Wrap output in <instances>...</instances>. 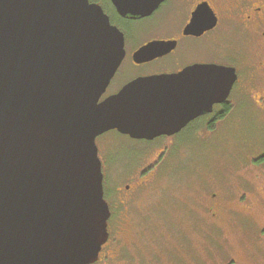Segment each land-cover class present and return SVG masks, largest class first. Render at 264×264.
Segmentation results:
<instances>
[{"label": "water", "instance_id": "95a60500", "mask_svg": "<svg viewBox=\"0 0 264 264\" xmlns=\"http://www.w3.org/2000/svg\"><path fill=\"white\" fill-rule=\"evenodd\" d=\"M160 1L110 0L121 16ZM158 49L155 41L138 51ZM122 55V33L97 2L0 0V264L95 262L110 215L96 136L173 132L223 99L235 78L232 70L220 93L189 96V110L163 75L99 100Z\"/></svg>", "mask_w": 264, "mask_h": 264}, {"label": "rangeland", "instance_id": "374dc122", "mask_svg": "<svg viewBox=\"0 0 264 264\" xmlns=\"http://www.w3.org/2000/svg\"><path fill=\"white\" fill-rule=\"evenodd\" d=\"M240 115V127L175 145L174 161L160 162L137 186L161 146L114 129L98 135L104 197L116 210L125 202L128 218L110 221V238L91 264H264V164L256 160L264 110ZM212 198L227 207V219L212 218Z\"/></svg>", "mask_w": 264, "mask_h": 264}, {"label": "flooded vegetation", "instance_id": "af4514ba", "mask_svg": "<svg viewBox=\"0 0 264 264\" xmlns=\"http://www.w3.org/2000/svg\"><path fill=\"white\" fill-rule=\"evenodd\" d=\"M89 1L97 2L123 35V55L99 100L132 79L163 75L166 89L171 88L168 92L181 95L178 103L189 110L193 104L189 96L203 87L207 94L220 93L221 83L231 77L229 72L235 74L223 99L212 102L208 110L190 117L175 131L134 138L161 146L136 176V186L148 181L149 173L160 162L162 166L174 161L171 158L176 154L171 151L178 143H189L198 134L221 128L240 127L241 112L264 110V0H161L148 14L125 16L116 12L110 0H106V7L100 0ZM155 41L159 44L157 53L138 51ZM185 115L182 111L177 117ZM127 188L129 183L124 184V190ZM219 201L212 198L206 208L215 220L220 213L227 219V207ZM109 210L110 237V221L127 219L128 208L121 202V208L116 210L109 204Z\"/></svg>", "mask_w": 264, "mask_h": 264}, {"label": "trees", "instance_id": "16d2710c", "mask_svg": "<svg viewBox=\"0 0 264 264\" xmlns=\"http://www.w3.org/2000/svg\"><path fill=\"white\" fill-rule=\"evenodd\" d=\"M256 160L259 161V162H262L264 164V152H262L261 154H259L256 157Z\"/></svg>", "mask_w": 264, "mask_h": 264}]
</instances>
